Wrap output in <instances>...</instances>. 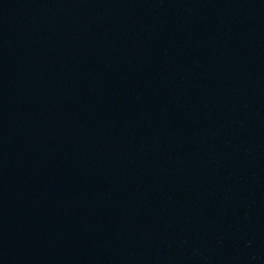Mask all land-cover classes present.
<instances>
[{
    "label": "water",
    "instance_id": "1",
    "mask_svg": "<svg viewBox=\"0 0 264 264\" xmlns=\"http://www.w3.org/2000/svg\"><path fill=\"white\" fill-rule=\"evenodd\" d=\"M0 264H264V0H0Z\"/></svg>",
    "mask_w": 264,
    "mask_h": 264
}]
</instances>
